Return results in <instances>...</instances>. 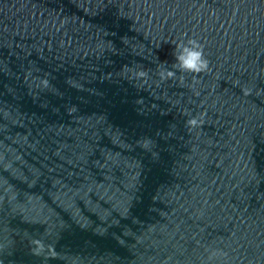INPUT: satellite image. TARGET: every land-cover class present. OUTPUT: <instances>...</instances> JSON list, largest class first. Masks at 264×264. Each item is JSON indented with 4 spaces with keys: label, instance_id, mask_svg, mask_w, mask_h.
<instances>
[{
    "label": "water",
    "instance_id": "water-1",
    "mask_svg": "<svg viewBox=\"0 0 264 264\" xmlns=\"http://www.w3.org/2000/svg\"><path fill=\"white\" fill-rule=\"evenodd\" d=\"M0 264H264V0H0Z\"/></svg>",
    "mask_w": 264,
    "mask_h": 264
},
{
    "label": "clouds",
    "instance_id": "clouds-1",
    "mask_svg": "<svg viewBox=\"0 0 264 264\" xmlns=\"http://www.w3.org/2000/svg\"><path fill=\"white\" fill-rule=\"evenodd\" d=\"M174 45L172 56L173 63L170 67L160 72L162 80L174 77L177 73L199 74L208 71V60L206 59L201 43L194 38H183L172 43ZM167 65V63H165ZM139 75L143 76L141 72ZM199 121L193 117L187 121L190 127H196Z\"/></svg>",
    "mask_w": 264,
    "mask_h": 264
}]
</instances>
